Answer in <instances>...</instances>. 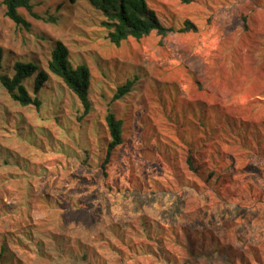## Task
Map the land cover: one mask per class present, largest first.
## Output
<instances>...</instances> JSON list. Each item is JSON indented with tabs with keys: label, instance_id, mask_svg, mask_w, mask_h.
<instances>
[{
	"label": "rangeland",
	"instance_id": "374dc122",
	"mask_svg": "<svg viewBox=\"0 0 264 264\" xmlns=\"http://www.w3.org/2000/svg\"><path fill=\"white\" fill-rule=\"evenodd\" d=\"M2 1L0 47L7 69L0 70V76L11 74L17 60L34 61L46 69L55 42L62 41L74 66L86 64L90 68L93 83L92 108L84 115L77 97L53 76L39 93L43 103L39 110L13 101L0 81V234L4 247L0 250V264H264V205L229 203L191 184L185 163L187 149L176 147L174 160L168 162L172 168L167 167L166 160V165L157 162L162 159L155 152L143 153L150 137L154 142L157 138L153 136L158 135L161 141L163 136L156 128L168 110L177 108L176 119L190 122L184 126L186 132L199 117V105L190 106L177 86L191 98H196L200 91L204 97L218 96L238 112L242 105L237 104L251 99H260L264 109V81H254L246 89L250 93L246 100L237 99L243 78L230 58L254 68L259 64L264 69V9L251 0H231L223 5L216 0L212 12L200 0L189 6L180 0H148L165 25L180 27L191 19L200 28L199 33H171L166 38L153 33L141 42L130 40L118 48L107 40V31L101 28L103 16L83 0H34L35 13L58 20H37L21 10L31 24L30 30L5 16ZM245 16L252 21L249 28L244 24ZM220 74L224 75L227 87L221 86ZM135 78L132 92L114 102L117 88ZM108 112H114L125 122L128 153L124 148L113 152L108 168L111 180L104 181L96 169L110 141L105 123ZM154 146L158 151L165 149L159 143ZM260 147H264V141ZM135 149L140 156L132 152ZM245 163L240 160V166ZM250 166L251 170L264 169V163L255 159ZM95 180L102 185L106 198L109 191L118 193L121 188L123 191L131 187L142 191L145 183L148 191L150 184L157 183V188L149 189L157 192L150 194L152 198L146 197L149 194L144 197L135 191L131 193L134 213L138 207L147 210L153 202L164 200L167 193L162 190L185 187L184 228L191 223L196 225L195 230L192 228L198 234L194 245H186L180 233V243L174 241L171 232L177 221L172 215H161L157 205L144 217L147 222L159 219L164 227L168 261L160 259V252L155 250L143 252L141 246L148 240L134 232L131 248L117 244V251L105 243L99 246L94 238L78 235L77 227H83L84 221L102 210L101 200L85 199V191L94 190L90 182ZM260 184L264 192V182ZM186 185L203 193L194 197ZM103 203L109 204L105 200ZM162 203L165 208L173 205L168 198ZM84 204H89V208H84ZM192 213L200 221H186ZM134 223L140 224L137 218ZM203 232L207 235L200 237ZM77 241L82 242L81 246H77ZM149 242L150 250L155 248L153 240ZM67 243L71 251L62 250Z\"/></svg>",
	"mask_w": 264,
	"mask_h": 264
},
{
	"label": "trees",
	"instance_id": "16d2710c",
	"mask_svg": "<svg viewBox=\"0 0 264 264\" xmlns=\"http://www.w3.org/2000/svg\"><path fill=\"white\" fill-rule=\"evenodd\" d=\"M71 1L74 2L75 0ZM83 1L87 2L89 6L103 16L100 22L101 28L107 31V40L118 48L130 40L141 42L153 33L161 38H166L171 33L196 34L200 30L191 19H186L180 27L165 25L162 23L157 12L150 7L148 0ZM180 1L182 4L189 6L195 0ZM244 1L246 0H238L239 3H244ZM251 1H255L258 6H261L260 8L264 9V0ZM200 2L210 12H212L215 4L217 5L216 0H200ZM225 2H231V0H219V4L221 5ZM2 3L6 9L5 16L15 25L23 26L26 30H30L31 24L25 19L21 10L27 11L37 20L44 19L46 22L52 23L58 20L53 16L43 18L38 13H35L34 0H3ZM243 21L246 28H249V24L252 23L251 19L245 16ZM211 52H213V49H210L209 54ZM230 58L233 59L232 63L235 64L236 71L243 78L242 91L236 92L238 94L237 99L243 102L248 98V94H250L247 93L246 89L251 87L254 81L259 83L264 81V69L259 64L254 68L248 63L236 61L233 57ZM6 69L3 65V50L0 47V70ZM11 71V74H1L0 81L12 100L21 106L34 107L39 110L43 104L39 93L46 84L51 82V77L53 76L59 79L77 97L84 109V115L90 113L92 108L90 97L93 83L92 71L86 64L74 66L71 62L70 51L62 41L55 42L46 69H43L34 61L17 60L12 65ZM224 78L223 74L219 75L221 86L227 87L228 84L224 83ZM135 80L137 79L127 80L125 84L120 85L113 97V101H120L130 94L135 85ZM29 83L33 86L32 91L29 90ZM177 87L182 94V98L187 99L190 106L194 104L199 105V117L194 120L186 132L184 126L189 125L190 122L185 121L182 123L179 117L178 120L176 119L175 112H177V108L172 109L171 112L168 110V114H163V122L156 128L160 132V136H163L161 137V141L158 139V135L153 136L157 138L153 140L154 142H151L150 137L149 145H146V148L144 147L143 149L144 155L148 150L153 151L161 156L162 160H158L157 162L166 165L164 163V160H166L167 167L172 168L173 166L168 164V162L174 160V155L178 151L176 147L179 146L187 149L185 163L188 167L187 171L191 174L189 177L191 184L209 193H215L229 203L237 205L245 204L246 206L264 205V192L258 186V184L264 182V169L251 170L250 166L251 161L254 159L264 163V149H262L264 147H260V144L264 141V109L262 110L261 108L262 101L260 99H251L245 103H239L237 106L242 105V108L238 112L234 109L232 110L226 103H223L220 98L218 99V96L213 95L211 98H208V96L204 97V95H201L203 92L200 91L197 93L196 98H191L187 94L186 97L183 94L184 91L182 92L180 87ZM243 104H245L244 107ZM194 110L196 111V109ZM159 115L162 118V115ZM105 123L108 128L110 141L105 146V157L102 163L99 164V168L96 169L99 174H102L101 178L104 181L106 179L111 180L110 169L108 168H110L109 162L113 156V152L124 148L125 152L128 153L125 142L124 120L118 118L114 112H108L105 117ZM140 133H142V130ZM132 142L134 143V140ZM140 143L141 141L138 145ZM158 143L165 149L158 151L154 146ZM151 147L152 149H150ZM132 152L140 156V153H137L136 149ZM240 160L246 163L240 166ZM98 176L100 177V175ZM150 181L149 179L148 182ZM90 183L94 185V190L90 191L88 189V192L85 191V199L90 202L101 200L102 210L97 211L95 216L91 215L90 219L83 222V227L82 225L77 227L76 232H78V235L88 236L89 239H96L99 246L105 243L115 251L120 250L117 244L122 247L129 245V248H131L133 239L130 238L134 232L137 236L139 234V236L145 237L144 239L148 240V243H150L149 239H152L155 244V248L152 249L151 247V250L148 243L146 245L143 244L141 246L143 252L148 251L149 254L155 250L156 253L160 252V259L165 261L170 260V256L166 249H164L163 235L165 233L159 219H152L150 222L145 221V213L147 214V211L156 205L155 208L162 212L161 215H172L174 222L177 221V226L175 224L171 232L177 244L180 243L178 233L183 234L185 244L188 246L194 245L198 238V234L192 229L194 228L195 230L196 225L194 226L191 223L186 229L184 228L186 225L184 224L185 216L183 213L185 212L184 206L187 203L184 196V192L187 191L185 187L180 185L177 191L173 189L161 191L162 193H167L164 194L163 198L164 200L168 198L173 204L172 206L165 208L162 203L164 200L159 203H155V201L152 207L147 208V210L138 207L136 213H134L131 193L135 191L136 193L143 194L142 196L144 197L146 194H149L146 197L152 198L153 196H150V194H157V192L156 190L150 192L149 189L157 188L156 186H159L157 183L150 184L148 191L145 189L147 187L146 183L142 185V191L132 187L123 191L121 188L118 193L107 190L109 191L107 198L103 195L105 192L100 183H97L96 180ZM181 184L186 183L181 181ZM260 185L262 186V184ZM194 186L187 187L194 192V197L200 196L203 192L199 193ZM93 194H97V196L91 200ZM104 200L109 204H104ZM84 208H89V204H84ZM190 216L186 221L192 219L194 223L200 221L196 214L193 215L192 213ZM136 218L140 222L138 226L134 223V219ZM204 235H207V233L203 232L199 236L204 237ZM67 242H69V239ZM81 243L80 241L76 242L78 247ZM2 244L3 236L0 234V250L4 249ZM67 244L62 247L63 251L65 249L71 251L69 244ZM61 259L63 260L64 257H61ZM241 262H244V260H241Z\"/></svg>",
	"mask_w": 264,
	"mask_h": 264
}]
</instances>
